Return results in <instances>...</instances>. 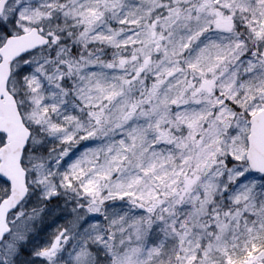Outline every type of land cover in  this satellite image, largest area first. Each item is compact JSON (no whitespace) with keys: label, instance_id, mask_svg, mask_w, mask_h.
<instances>
[{"label":"snow or ice","instance_id":"snow-or-ice-1","mask_svg":"<svg viewBox=\"0 0 264 264\" xmlns=\"http://www.w3.org/2000/svg\"><path fill=\"white\" fill-rule=\"evenodd\" d=\"M0 264H264V0H0Z\"/></svg>","mask_w":264,"mask_h":264}]
</instances>
